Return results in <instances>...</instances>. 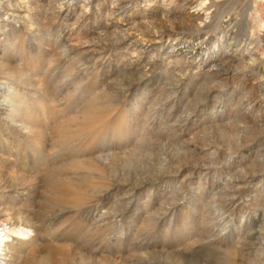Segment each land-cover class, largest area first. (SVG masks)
I'll return each mask as SVG.
<instances>
[{
  "label": "rangeland",
  "instance_id": "obj_1",
  "mask_svg": "<svg viewBox=\"0 0 264 264\" xmlns=\"http://www.w3.org/2000/svg\"><path fill=\"white\" fill-rule=\"evenodd\" d=\"M195 1L0 0V264H264V0Z\"/></svg>",
  "mask_w": 264,
  "mask_h": 264
},
{
  "label": "bare ground",
  "instance_id": "obj_2",
  "mask_svg": "<svg viewBox=\"0 0 264 264\" xmlns=\"http://www.w3.org/2000/svg\"><path fill=\"white\" fill-rule=\"evenodd\" d=\"M4 2H5V0H3ZM7 1V0H6ZM121 1V0H120ZM212 1V0H211ZM211 1H208L209 3L211 2ZM204 2H206V1H204ZM120 5H122V4H120ZM202 4H200V6H201ZM184 6V5H183ZM206 7V6H205ZM185 8H186V16H187V18L189 19V20H195V19H201L202 20V16L204 15L203 13H202V11H200V7H199V5L197 4V2L195 1V0H185ZM206 12V11H205ZM208 14H209V12H208ZM207 14V15H208ZM208 17V16H207ZM186 19V18H185ZM200 20V21H201ZM204 20V19H203ZM205 21V20H204ZM186 22V21H185ZM187 23V22H186ZM190 23H192V24H194L193 22H190ZM189 23V24H190ZM197 24V23H196ZM194 26V25H193ZM196 26V25H195ZM177 27V26H176ZM180 27V26H179ZM197 27V26H196ZM175 28V27H174ZM178 28V27H177ZM181 28H183V27H181ZM175 31V39L176 40H180L181 38H184V37H186L188 34L186 33V32H184L183 30H181V29H175L174 30ZM150 38V37H149ZM251 39V38H250ZM202 41V40H201ZM244 41V40H243ZM189 42V41H188ZM250 45H251V43H250ZM249 45V46H250ZM182 46V45H181ZM195 47H196V43H194V44H191V45H189L188 47H186V49H185V52H183L184 54V56H186V57H188V59H189V57L191 56V55H193V53H195ZM252 47V46H251ZM201 48V47H200ZM245 48V47H244ZM249 49H250V47L249 48H246L245 49V52H248L249 51ZM226 50V49H225ZM224 50V51H225ZM238 50V49H237ZM251 52V51H250ZM238 53V52H237ZM235 54V53H234ZM240 54V53H239ZM238 54V56L237 57H239L240 55ZM242 54H244V53H242ZM252 54V53H251ZM182 56V55H181ZM246 56V55H245ZM230 57V56H229ZM233 57V56H232ZM231 57V58H232ZM236 57V56H235ZM242 58L244 57V56H241ZM240 57V58H241ZM247 57V56H246ZM245 57V58H246ZM223 58V57H222ZM228 58V57H227ZM252 58H254V56H252ZM261 58V57H260ZM225 59V58H224ZM247 59V58H246ZM186 60H187V58H186ZM250 60H253V59H251L250 58ZM258 60V59H257ZM192 61V60H191ZM246 61V60H245ZM261 80V79H260ZM263 84V83H262ZM264 85V84H263ZM263 85H261L260 83H259V85H257V86H259V88L262 90V89H264V86ZM256 86V85H255ZM259 94V93H258ZM257 94V95H258ZM261 96V95H260ZM249 97V96H248ZM247 97V98H248ZM253 97V96H252ZM257 99V98H256ZM261 100V99H260ZM248 101V100H247ZM255 102V101H254ZM250 103H251V101H250ZM250 106V105H249ZM260 107V106H259ZM252 111V110H251Z\"/></svg>",
  "mask_w": 264,
  "mask_h": 264
}]
</instances>
